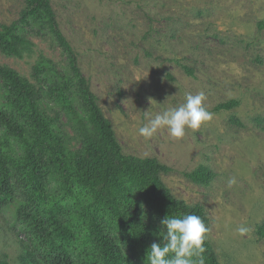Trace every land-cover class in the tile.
Returning <instances> with one entry per match:
<instances>
[{"label":"rangeland","instance_id":"rangeland-1","mask_svg":"<svg viewBox=\"0 0 264 264\" xmlns=\"http://www.w3.org/2000/svg\"><path fill=\"white\" fill-rule=\"evenodd\" d=\"M52 5L123 151L171 167L163 181L177 198L205 208L221 264H264L259 233L264 224V29L259 28L264 0H52ZM24 7L25 0H0V25L20 20ZM24 33L34 43L31 51L21 58L0 52L1 64L30 79L41 56L62 69L66 57L52 36L40 37L30 27ZM199 91L212 119L198 131L188 130L179 140L166 130L150 140L138 135L144 112L178 107L185 93ZM231 98L241 104L214 111ZM47 101L49 107L43 106L53 115V102ZM233 116L241 124L232 122ZM62 123L68 147L77 149L74 123L65 111ZM201 165L215 173L209 186L185 176ZM18 203L0 214V261L8 264H22L28 243L16 220ZM241 226L249 231L240 234ZM129 263L139 264L133 256Z\"/></svg>","mask_w":264,"mask_h":264},{"label":"trees","instance_id":"trees-1","mask_svg":"<svg viewBox=\"0 0 264 264\" xmlns=\"http://www.w3.org/2000/svg\"><path fill=\"white\" fill-rule=\"evenodd\" d=\"M20 14V20L0 25V52L16 58L30 52L34 43L24 33L30 27L40 37L52 36L67 61L59 70L41 56L33 79L0 63V214L19 202L16 220L28 238L22 264H131L132 256L146 264L151 244L163 241L160 221L184 214L199 216L209 229L204 264H221L205 208L177 198L163 181L171 167L123 151L60 29L52 0H25ZM47 98L53 115L43 106L49 107ZM240 104L231 98L214 111ZM62 111L74 123L77 149L67 145ZM231 120L241 124L235 116ZM185 176L209 186L215 173L201 165ZM259 233L264 235V224Z\"/></svg>","mask_w":264,"mask_h":264},{"label":"clouds","instance_id":"clouds-1","mask_svg":"<svg viewBox=\"0 0 264 264\" xmlns=\"http://www.w3.org/2000/svg\"><path fill=\"white\" fill-rule=\"evenodd\" d=\"M205 102V93L199 91L196 94L185 93L184 103L155 115H150V108L144 112L146 122L139 127L138 135L150 140L166 130L172 139H182L188 130L198 131L212 119ZM160 225L159 235L163 241L151 244L146 264H204V242L209 229L199 216L168 215L160 221ZM237 231L244 234L249 229L241 226Z\"/></svg>","mask_w":264,"mask_h":264}]
</instances>
